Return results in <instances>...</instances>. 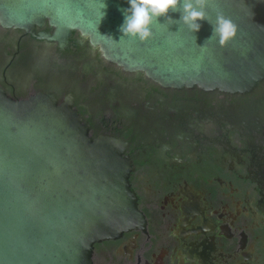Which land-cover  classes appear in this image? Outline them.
Wrapping results in <instances>:
<instances>
[{"label": "flooded vegetation", "instance_id": "af4514ba", "mask_svg": "<svg viewBox=\"0 0 264 264\" xmlns=\"http://www.w3.org/2000/svg\"><path fill=\"white\" fill-rule=\"evenodd\" d=\"M0 24V88L69 99L91 136L126 144L146 219L94 248V264H264V82L245 94L163 87L106 60Z\"/></svg>", "mask_w": 264, "mask_h": 264}, {"label": "water", "instance_id": "95a60500", "mask_svg": "<svg viewBox=\"0 0 264 264\" xmlns=\"http://www.w3.org/2000/svg\"><path fill=\"white\" fill-rule=\"evenodd\" d=\"M128 7L127 0H0V24L33 34L49 26L53 34L40 38L61 48L78 32L109 62L167 88L245 94L264 82V0L209 4L212 21L222 11L238 26L224 47L207 41V20L192 33L161 17L147 42L122 38ZM125 152L121 140L91 136L71 100L54 93L15 100L0 88V264H94L97 244L143 228Z\"/></svg>", "mask_w": 264, "mask_h": 264}, {"label": "clouds", "instance_id": "9594fccd", "mask_svg": "<svg viewBox=\"0 0 264 264\" xmlns=\"http://www.w3.org/2000/svg\"><path fill=\"white\" fill-rule=\"evenodd\" d=\"M213 2L214 0H127L130 7L122 9L124 21L119 31L123 34L122 38L145 43L153 38L152 26L158 23L161 17L170 24L186 26L192 33L200 30V21L207 20L213 27L212 35L207 41L216 38L219 45L224 47L235 39L238 26L222 11H217L215 21H212L207 8ZM173 12L180 13L179 20L172 19L169 13Z\"/></svg>", "mask_w": 264, "mask_h": 264}]
</instances>
